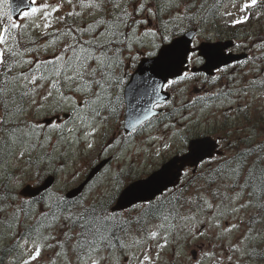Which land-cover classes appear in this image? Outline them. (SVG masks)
I'll return each mask as SVG.
<instances>
[{
    "label": "snow or ice",
    "instance_id": "6c2138e0",
    "mask_svg": "<svg viewBox=\"0 0 264 264\" xmlns=\"http://www.w3.org/2000/svg\"><path fill=\"white\" fill-rule=\"evenodd\" d=\"M65 2L71 6L72 10L65 15L55 16ZM28 3L31 4L30 10L24 11L20 8L13 9L10 0H0V107L3 108V115H0V133H3L0 135V172L9 182L16 179L18 184L23 183L22 179L17 178L14 173L7 171L13 158L21 161L27 155L29 157L27 163L31 166L33 163L31 153L37 148L44 149L51 144L52 137L43 135L44 129L59 133L57 143H66L69 137H74L73 142L78 143L80 137H76L75 133L84 128L86 130L83 132V139L88 141L87 148L93 149L94 138L99 130L96 124L98 121L107 122L110 116L116 115L121 103L118 90L124 83L126 75L123 72L125 67L123 51L128 52L129 61H135L142 54L134 49V44H138L141 48L151 49L146 53L151 58V71L161 76L163 84L169 88L181 82L191 83L193 86L209 83L207 75L201 78L200 68L197 66L210 65L217 73L235 67V65L225 63L226 50L224 48H217L214 45L201 46L199 41L193 42L190 39H174V37L183 36L184 21L197 25L196 30L198 31L204 30L202 26L209 22L205 9L206 0H200L199 4L197 0H191V2H184V0H76V3L73 0H56L55 3H49L48 0H43V2L28 0ZM227 4L230 10L220 11L225 5V0H215L212 23L219 18L225 27L235 28L246 24L252 18L259 19L260 15H264V12L258 11L264 7L262 0H243V2L227 0ZM77 7L80 11H76ZM172 9L176 11L171 21L164 22L162 25L154 23L162 12H171ZM13 11L20 12L22 19L31 21L32 24L17 23L13 19ZM85 11L88 16L94 18L92 22L86 26H74L68 23L69 18L82 17ZM254 12L257 13L255 17H253ZM37 20L43 22V34L52 37L50 43L55 44L61 38L68 40L59 53L47 61L36 60L34 62L32 59H26V53L37 51V49L27 45L21 47V40L27 29L41 27V24L36 22ZM54 23H63L65 27L49 33L47 30ZM141 28L143 29L142 36L152 38L150 42L146 43L140 35H137ZM85 36L87 39L84 38ZM157 39L160 41L159 44L156 43ZM33 43L31 39L27 42L28 45ZM239 47H246V45ZM251 48L264 55V37L255 41ZM227 55L231 56V51H228ZM255 60V57L246 58L245 64L250 61L253 64V70L261 72L262 70L255 66ZM221 64L223 67L220 66ZM24 65L30 67L26 71H14ZM219 78V76H213L211 82L215 83ZM230 79L235 82L234 76ZM46 82L47 91L41 100L50 101L47 111L51 113V118L44 123L35 121L17 123V117L23 113V102L26 98L31 100L32 105L36 106L38 111L45 110L44 104L37 105L35 94L38 89L45 87ZM255 84L257 80L254 79L249 81L244 88L236 89L235 92L229 88L227 91L217 92L210 97L197 96L188 103L182 101L181 107L187 109L188 104H196L206 99L226 101L230 106L236 103L231 99L233 95L246 96L248 86ZM159 87L149 76L142 77L131 91L136 94L150 90L155 94ZM65 89L67 92L80 94L81 100L77 101L74 95H66ZM183 91L180 89V94ZM66 102H71L70 111L61 117L59 113L63 111ZM167 106H172L170 101ZM246 108L247 105L237 110L243 111ZM201 111L203 112V109ZM85 112L88 114L85 115ZM104 112H108L109 115H104ZM173 115L180 116L181 128L173 132V136L179 139L181 145L180 159L174 160L172 164L151 174H137L135 180L132 179L130 171L121 169L116 174L111 190H105L100 194L99 199L92 203H87L86 197L81 196L75 203L69 204L67 197L58 194H54V198L53 195H49L36 201L35 203H43L47 211L40 213L36 226L19 234L15 248L20 249L21 254L27 257L22 260V264H33V261L40 257L43 247H53L46 242L55 237L51 233L47 236L43 235L41 229L51 228L61 220L64 223L60 224V227L67 228V231L64 232L66 240L57 242L62 249L57 256H63L65 264H71L67 251L64 250L65 245L74 238L72 231L77 227L80 230L76 233L77 242L73 246V251L76 253V264H88L89 261L91 264H102L104 261L119 264L121 257L114 256L117 246L124 253L125 264H131L132 261H136L137 264H156L160 250L167 247L170 242L177 244L179 250H175L173 255L179 258L183 254V249L177 241L170 240V238L173 235L179 237L180 232L184 233L185 242L200 241L196 245L201 249L200 255H197L195 249L191 253L193 264H203L205 259L210 258L217 259L218 264H223V255L217 257L213 251H204L205 242L201 238L206 236V228L201 225L205 224L220 229L215 237L218 241L222 242L226 237L228 238L226 247L229 253L226 257L228 264H239V260L244 256L253 257L256 249L250 245H254L259 239V234H253V225L256 221H250L249 226L242 233L240 232L242 220L236 223L229 221L226 227H222L220 221L236 217L242 210L252 206L251 200L239 202L245 189L249 187L253 189L248 192L250 197L258 198L261 192H264V169L259 168V157L253 163L248 179L244 184L238 185L240 192L234 196L225 195L219 203L213 204L207 200L200 193L199 188L196 189V196L187 198L182 195L176 196L174 190L179 185L183 192L185 186L192 185L198 170L203 175L205 165L209 168L213 164L218 165L216 169L208 173L209 175L238 177L247 157L264 151V145L242 150L229 159L223 155V149L225 145L230 149L237 148L238 141L229 139L228 132L221 135L213 128L202 135L194 132L190 139L187 132L191 130L194 123L191 112L184 115L180 109H174ZM69 118L73 124L71 128L68 127ZM195 123L199 126L198 120ZM168 127L174 128L175 125L166 124L165 128ZM65 131L68 136L64 135ZM245 139L248 137L246 136ZM114 143H117L115 137L111 143L105 144L102 150L110 149ZM17 146L19 147L18 152L15 150ZM164 147L171 148L172 146L166 144ZM55 150V145H53V151ZM156 155L159 156V151ZM52 158L51 154L45 153L39 159H47L50 162ZM185 165H190V167H185ZM24 171L27 172L28 169ZM33 174L39 179L38 165ZM75 179L74 174L73 180ZM124 181H129L127 186H124ZM211 183L214 181H209V184ZM233 186H237L235 180ZM4 187L8 192V197L13 200L17 199L15 195H12L14 189L7 184ZM20 195L23 196L24 193L21 192ZM212 195L219 198V190L213 191ZM8 197H3V199ZM118 197L126 198L129 208L136 210L138 217H152L159 219L161 223L155 226V230L141 227L137 229L141 235L133 236L131 243L125 241L120 233L124 232L125 235L130 233L132 220L118 215L117 209L111 207L113 200ZM181 200L189 205L188 211L183 215L180 212ZM30 207L27 199L21 200L20 206L11 214V220L18 226L20 213L24 212L27 217L30 213L25 211V208L30 209ZM3 210L0 208V211ZM205 212L210 213V216L206 220L199 219V216ZM176 221L179 223H174ZM136 223H141V220L137 218ZM8 226L10 227L11 224ZM162 231L164 232L163 237H161ZM21 239L25 244L31 240L35 247L34 252L28 255L24 245L20 243ZM161 239L163 243L158 242ZM153 245L156 248L155 257L150 254ZM137 247L141 250L139 255L136 252ZM105 251L108 255H101ZM236 253H240V256L234 260L233 256Z\"/></svg>",
    "mask_w": 264,
    "mask_h": 264
},
{
    "label": "rangeland",
    "instance_id": "374dc122",
    "mask_svg": "<svg viewBox=\"0 0 264 264\" xmlns=\"http://www.w3.org/2000/svg\"><path fill=\"white\" fill-rule=\"evenodd\" d=\"M38 2H43V0H38ZM48 2L55 3L56 0H48ZM73 2L76 3V0H73ZM189 2H191V0H189ZM197 2L199 4L200 0H197ZM240 2H243V0H240ZM262 3H264V0H262ZM226 9L230 10L227 0H225V5L221 7L220 11H224ZM71 10V6L65 2L62 9L55 13V16L59 17L65 15ZM76 11H80L79 7L76 8ZM175 11V9H172L171 12H162L154 23L162 25L164 22L171 21V17L175 15ZM258 11L264 12V7H261ZM256 14L257 13L254 12L253 17H255ZM208 18L209 22L202 26L204 29L202 32L198 31L194 42H201L204 40L216 41L224 39V36L227 38L234 37L233 40L235 41V47L232 49L237 52H246V58L255 57V66L260 68L262 71H254L253 64L250 61L245 64V58V61H241V63L235 65L234 68L230 67L225 72L217 73L215 71L213 75L209 76V83L197 84L193 86L191 83L185 84L184 82H181L173 85L171 88L165 85V89L170 91L172 94L171 99L169 100L172 106H167L169 101L160 106L163 108V118L149 122L137 133L131 135H127L123 131L122 113L118 116L110 117L107 122L98 121L96 127H98L99 130L94 138L93 149H88V141L83 139V132L86 130L84 128H81L79 132L75 133L76 137H80L78 143L73 142L74 137H69L68 142L66 143H57L59 133L51 129H44L43 135H50L52 137V141L51 144H48L44 149L37 148L31 153V160L33 161L32 165H28L27 161L29 160V157L26 155L24 160L21 161H17L13 158L10 166L8 167V173H14L17 178L22 179V184H18L16 179L11 182L7 181V179H4V176H2L3 173L0 172V180H6V184L9 185L10 188L14 189L12 195L17 197V199L13 200L11 197H8V192L5 187L3 190L0 189V200H3L0 202V208L4 209L3 211H0V249L5 246L8 247V251L5 256L6 264H13L14 260L15 264H22V260L27 258L21 254L20 249L15 248L16 241L19 239V234L25 233L29 229L36 226L41 212L47 211L43 203H35L37 200H30V198L20 195V190L24 185L37 184L34 183L37 177L33 174L37 165L40 169V176H45L52 170L56 171V181L44 196L47 197L49 195H53L54 198V194L65 196L69 189L80 184L85 174L87 175L96 163L102 159L106 160L111 157L107 166L101 171L99 170L100 172L95 176L91 183L85 187L84 191L77 198L79 200L81 196H84L86 197L87 203H92L99 199L100 194L105 192V190H111L115 182L116 174L119 173L121 169L130 171L132 173V179L135 180L137 174H151L154 170L158 169L164 161L172 155L179 153L181 145L179 139L173 136V132H175L176 129L181 128V123L180 116L173 115L174 109H180L181 113L184 115H187L189 111L191 112L194 123L191 130L187 132L189 138H192L194 132L202 135L205 131H211L215 128L221 135H223L224 132H228V138L238 141V146L254 148L256 145H264V55L251 48V45L255 41L264 37V15H260L259 19L252 18L246 24L238 25L235 28L225 27L223 21L219 18H216L215 23H212V15L208 16ZM93 19V17L88 16L86 11L83 13L82 17L69 18L71 24L74 26H86L88 23L92 22ZM14 20L20 24H32L31 21L23 20L22 16ZM36 22L40 23L41 27H29L21 40V47H25L27 45L37 49V51L26 53V59H32L34 62L36 60L47 61L54 55L58 54L68 40L67 38H61L57 40L55 44L50 43L52 37L50 35L43 34V22L40 20H37ZM63 28L62 23H54L47 31L52 33L54 30ZM182 28L185 30L184 24L182 25ZM142 32L143 29L141 28L137 35H140L141 39H143L146 43L150 42L152 38L150 36H142ZM84 38L87 39L86 36ZM30 39L34 41V43L28 45L27 42ZM156 43H160L159 39L156 40ZM46 45L47 47H45ZM240 45H246V47H239ZM134 49L142 53L135 61H129L127 59L128 52L126 50L122 53L125 58V67L123 68V72L126 73V75L124 76L125 83L120 86L118 92L123 90L126 84L125 80L129 78L130 73L134 70L135 64L142 56H147V51L151 50L141 48L138 44H134ZM29 67V65H24L14 71H26ZM200 76L203 78L205 75L200 74ZM213 76H219L220 78L213 83L211 82V78ZM232 76L235 77V82L230 79ZM254 79L257 80V84L248 86V94L246 96L241 95L238 97L233 95L231 99L236 101V103H233L230 106L226 101L221 102L219 100L206 99L196 104H188L187 109L181 107L182 101L184 103H188V101L193 100L197 96H204L205 93H207L206 96L210 97L217 92L227 91L229 88L235 92L236 89L244 88L248 85L249 81ZM47 87L48 84L46 82L45 87L38 89L35 94L37 105L44 104L45 110L38 111L37 107L32 105L31 100L26 98L23 102V113L21 116L17 117V123H20L21 121L44 123L43 119L45 117H51V113L47 111L50 101L46 102L41 100V97L47 91ZM180 89L184 90L182 94L179 92ZM65 93L69 96L74 95L77 101L81 100V96L78 93L67 92V89H65ZM70 104L71 102L65 103L63 111L59 113L61 117H63V113H68L70 111ZM245 105H247L246 110H237L238 108L243 109ZM201 109H203V112ZM84 114L87 115L88 113L85 112ZM169 114H171V116L167 118ZM0 115H3L2 107H0ZM197 120L199 121V126L195 123ZM69 121L68 127L71 128L73 127L71 118H69ZM166 124L175 125V127L165 128ZM9 127H11V125H9ZM240 129H243V131H240ZM0 135H3V133H0ZM64 135L68 136L67 131H65ZM246 136L248 139H245ZM113 137L116 138L117 143H114L108 150H102L105 144L112 142ZM166 144H169L172 147L165 148L164 146ZM53 145H55V151H53ZM15 150L18 152L19 147L17 146ZM157 151H159V156L156 155ZM45 153L52 155L53 158L50 162L45 159H39L41 154ZM232 154L233 149L227 148L225 145L223 155L226 158H231ZM216 165L217 164L211 165V168ZM25 169H28V171L25 172ZM209 169V166L205 165L203 172ZM200 173L201 171L198 170L196 174ZM74 174L76 175L75 180H73ZM242 176H244V173ZM234 180L235 177L227 178V176H225L223 180H219L217 184L210 186H206V184L193 180L195 183H192L190 189L187 191V197L196 196V189L199 188L200 193L204 195L207 200L213 204L219 203V200L225 195L234 196L237 192H240L238 185L245 183V178L239 176L238 179L235 180L237 186H233ZM127 183H129V181H124V186ZM217 189L220 193L219 198L212 195L213 191ZM248 192V189L244 190L242 193V199L239 202L243 203L247 200H251L252 206L242 210L236 215V217H229L228 220H221L220 223L222 227H226L229 221L231 223H236L238 220H242L243 223L240 224V232L242 233L249 226V222L255 220L256 223L253 225V234H259V239L254 243V245H250V247L254 246L257 250L256 246H259L260 243L264 242V208L260 210V202H256L253 197L248 195ZM1 196H6L8 198L3 199ZM183 196H185V194H183ZM25 199H27V202L31 205L30 209L25 208V211L30 214L25 217L24 212H21L19 224L17 226L16 223L11 220V214L20 206L21 200ZM188 208L189 205L187 204H184V208L183 206L180 207L181 214H185L188 211ZM120 213V215L126 217V214L134 215L138 212L127 208ZM209 216L210 213L205 212L199 216V219L206 220ZM62 223L64 222L61 220L51 228L46 227L41 229L43 235L47 236L51 233L55 239L47 240L46 243L53 245V247H43L40 257H38L36 261H33V264H65L64 257L57 256V253L62 251L57 242L66 240L64 232L67 231V228H61L60 224ZM160 223L161 221L159 219L148 218L140 225L134 226L132 224V227L130 226V233L125 235L124 232H121L120 236L125 241L131 243L133 236L141 235L137 229L143 227L147 230H155V226ZM174 223L178 224L179 222L176 221ZM213 223H215V221H213ZM9 224H11L10 227L8 226ZM201 227L206 228V236L201 238L205 242L204 251H213L216 253L217 257L223 255V264H228L226 259L227 255H229L226 250L228 238L226 237L222 242L218 241L215 237L216 233L219 232L220 229L212 228L207 224L201 225ZM72 234H74V231H72ZM33 235H35V233H33ZM163 235L164 232L162 231L161 237H163ZM236 235H239V233H236ZM183 237L184 233L180 232L179 237L173 235V237L170 238V240H175L180 244L183 249V254L179 258L174 257L173 252L179 249H177L176 243L170 242L167 247L160 250V255L156 264H193V257L191 253L193 249H195L197 255H200L201 249L196 247L200 241L188 240L185 242ZM73 239L66 243L64 250L67 251L68 259L71 261V264H76V253L73 251ZM158 242L163 243V240L161 239ZM20 243L24 245L28 255L34 252L35 247L32 245L31 240H29L28 244H25L24 240L21 239ZM209 245H212V247H209ZM145 247H147V245H145ZM140 251V248L137 247L136 252L138 255ZM155 253L156 248L153 245V250L150 254L155 257ZM101 255L107 256L108 252L105 251L101 253ZM115 255H119L121 257L119 264H125L124 253L121 252L119 246L115 249L114 256ZM238 256H240V253H236L233 256V259L235 260ZM254 256H257V253ZM254 256H244L239 260V264H264V260L256 259ZM88 264H91V261H89ZM102 264H113V261H104ZM131 264H137V262L132 261ZM203 264H218V262L217 259L210 258L205 259Z\"/></svg>",
    "mask_w": 264,
    "mask_h": 264
},
{
    "label": "water",
    "instance_id": "95a60500",
    "mask_svg": "<svg viewBox=\"0 0 264 264\" xmlns=\"http://www.w3.org/2000/svg\"><path fill=\"white\" fill-rule=\"evenodd\" d=\"M11 6L13 9L20 8L22 10H30L31 4L28 3V0H10ZM27 5V6H26ZM13 18L17 19L20 16V12L13 11ZM196 28L189 29L184 32L183 36H177L175 38H183V39H190L193 40V37L196 33ZM201 46H208V45H214L217 48H228L232 45L231 40L227 41H215V42H201ZM244 57L243 54H235L231 52V56L225 55V63L229 64L235 60H238L240 58ZM221 64L220 66H222ZM200 68L201 72H205L206 74H211L215 68H213L210 65H201L197 66ZM154 80L156 85H159L157 92L153 94L150 90L142 93H136L133 94L131 89L132 87L139 81H141L142 77H149ZM171 78V77H169ZM163 78L159 75H155L151 71V58L149 57H143L137 64V67L135 71L131 74L130 80L128 81L127 85L124 89V101L126 104L125 107V117H124V130L125 132H129L132 129L138 127L141 123L149 119L155 114H158L161 112V109H156L155 105L158 103H161L165 100H168L170 97L169 92L163 90ZM145 116H147V119H145ZM48 120V119H46ZM137 120H139V123H137ZM181 158V154L174 155L169 160L164 162L160 168H158L155 171H158L162 168H164L167 165L172 164L174 160H178ZM107 160L102 161L95 167L91 169L89 172L87 178L77 185L76 187L70 189L66 193V197L73 198L78 196L84 187L86 186L87 182L94 176L95 173L98 172V170L106 163ZM190 166V165H185ZM153 171V172H155ZM152 172V173H153ZM53 177H48L43 183L32 186V185H26L21 192L24 193V195L28 196H35L41 191L49 188L53 183ZM129 202L126 198H117L115 204L112 206L113 208H116L117 210H121L125 207H128Z\"/></svg>",
    "mask_w": 264,
    "mask_h": 264
},
{
    "label": "trees",
    "instance_id": "16d2710c",
    "mask_svg": "<svg viewBox=\"0 0 264 264\" xmlns=\"http://www.w3.org/2000/svg\"><path fill=\"white\" fill-rule=\"evenodd\" d=\"M184 2H189V0H184ZM214 4H215V0H208V3L205 5V9H206V14L208 15V16H211L212 15V12H214V10H215V8H214ZM68 23L70 24V25H72L71 24V22H70V20L68 19ZM63 24V23H62ZM184 26H185V28L186 29H188V28H191V27H195V26H197V25H194V24H191V23H189L188 21H184ZM63 27H65V24H63ZM23 48V47H22ZM118 94H119V96H120V100H121V103H120V105H119V109H118V112H117V114L116 115H114V116H118L119 115V113H120V111H121V109H122V97H121V93H120V91L118 92ZM108 115H109V113H108ZM163 116L164 115H160V116H158V117H156V119H161V118H163ZM168 116H171V114H169ZM238 148V147H237ZM240 151H242V150H240ZM239 151V152H240ZM237 155V154H236ZM236 155H233V156H231V158L232 157H234V156H236ZM257 158L258 157H256V156H251V155H249L248 157H247V159H246V161L244 162V164H243V166H242V168H241V171H240V177H244L245 178V181L248 179V175H249V171L252 169V166H253V163L257 160ZM260 158V163H259V168L260 169H264V164H263V159L261 158V157H259ZM230 159V158H229ZM218 167V165H216V166H214V167H212V168H210L209 170H207V171H205V172H203V175H201V173L200 174H197L196 176H195V179L194 180H197L196 182H201L202 184H206V186H210V185H213V184H217L218 182H219V180H223L224 179V177H221L219 174H214V175H209L208 173L212 170V169H216ZM233 167H235V164H233ZM245 171V172H244ZM244 173V176H242V174ZM238 176V177H239ZM238 177H235V180H237L238 179ZM209 181H214V183H211V184H209ZM244 181V182H245ZM3 183H5V182H3ZM0 189L1 190H3L4 189V187H2V185H0ZM189 188H187V187H185V190H188ZM247 189H249V190H253L251 187H249V188H247ZM175 195L176 196H183V192H181V190L180 189H177V190H175ZM43 194L42 195H40V196H38V201H40L42 198H43ZM1 197H6V196H1ZM184 198H186L185 196H183ZM258 202H260V208H261V210L264 208V207H262V205H264V192H261V194H260V196L257 198V197H254ZM78 199H71V200H69V199H67V202L69 203V204H73V203H75L76 201H77ZM3 200H0V202H2ZM180 204L182 205V204H184L183 203V200H181L180 201ZM182 206H184V205H182ZM118 214V213H117ZM119 215V214H118ZM125 218H127V219H130V220H132V224L135 226V225H140V224H142L143 222H144V220H146V219H148V218H152V217H138V214H136V215H127ZM137 218H139L140 220H141V223H136V219ZM132 224H131V227H132ZM80 229L77 227V228H74L73 229V231H74V234H72L73 235V237H74V239H73V245H75L76 244V238H75V236H76V233L79 231ZM6 251H7V247H5V248H1L0 249V261H2V264H6L5 263V256H6ZM256 259H261V258H263L264 259V245L258 250V252H257V256H254Z\"/></svg>",
    "mask_w": 264,
    "mask_h": 264
},
{
    "label": "flooded vegetation",
    "instance_id": "af4514ba",
    "mask_svg": "<svg viewBox=\"0 0 264 264\" xmlns=\"http://www.w3.org/2000/svg\"><path fill=\"white\" fill-rule=\"evenodd\" d=\"M233 47H235V44H234V46ZM241 61H245L244 59L243 60H241ZM241 61H239V62H237L236 63V65H238V64H240L241 63ZM231 65H234V64H231ZM44 156V154H41V157H43ZM46 161H47V159H45ZM48 174H53V176H54V183H55V181H56V171L55 170H52V171H50ZM47 174V175H48ZM46 176V175H45ZM45 176H39V179H35V182L34 183H42V181H43V179L45 178ZM86 177V174H85V176H84V178ZM84 178L81 180V182L84 180ZM95 178V177H94ZM93 180V179H92ZM91 180V181H92ZM91 181L89 182V183H91ZM80 182V183H81Z\"/></svg>",
    "mask_w": 264,
    "mask_h": 264
}]
</instances>
